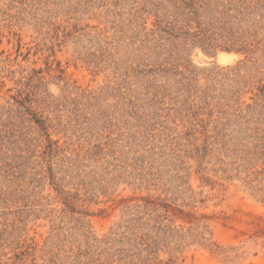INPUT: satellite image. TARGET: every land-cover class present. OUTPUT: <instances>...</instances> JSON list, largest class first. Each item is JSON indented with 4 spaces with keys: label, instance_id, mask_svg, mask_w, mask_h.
Masks as SVG:
<instances>
[{
    "label": "rangeland",
    "instance_id": "rangeland-1",
    "mask_svg": "<svg viewBox=\"0 0 264 264\" xmlns=\"http://www.w3.org/2000/svg\"><path fill=\"white\" fill-rule=\"evenodd\" d=\"M0 264H264V0H0Z\"/></svg>",
    "mask_w": 264,
    "mask_h": 264
},
{
    "label": "trees",
    "instance_id": "trees-1",
    "mask_svg": "<svg viewBox=\"0 0 264 264\" xmlns=\"http://www.w3.org/2000/svg\"><path fill=\"white\" fill-rule=\"evenodd\" d=\"M207 46H208V48H212L213 46H212V44H210V42L207 44ZM235 44H231V45H228V46H225V48H227V49H229V50H231V49H235ZM239 50H242V51H244V52H247V51H249L247 48H246V46H242L241 48H239Z\"/></svg>",
    "mask_w": 264,
    "mask_h": 264
}]
</instances>
